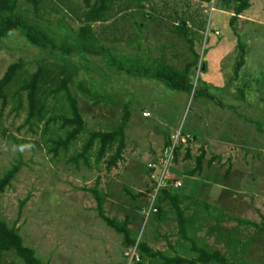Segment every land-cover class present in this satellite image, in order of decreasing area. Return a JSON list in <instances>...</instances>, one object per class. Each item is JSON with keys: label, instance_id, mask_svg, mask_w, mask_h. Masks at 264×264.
<instances>
[{"label": "rangeland", "instance_id": "374dc122", "mask_svg": "<svg viewBox=\"0 0 264 264\" xmlns=\"http://www.w3.org/2000/svg\"><path fill=\"white\" fill-rule=\"evenodd\" d=\"M18 2L32 20L52 30L56 40L66 31L77 32L80 26L81 0H39L36 8L26 0ZM143 5L146 12L151 14L153 8V15L163 16L166 27L175 21V12L196 23L205 19V28L195 36L199 61L191 72L192 91L172 90L156 79L130 77L108 66L103 57L82 58L73 53L69 59L79 69L70 89L78 99L87 130L115 127L123 107L129 108L122 160L109 170L104 161L88 167L74 165L68 161L70 150L53 161L44 146L52 137L51 130L44 132L42 125L41 132L23 126V114L0 110V171L21 162L15 179L0 195L2 217L46 264H137V249L132 258L126 256L131 246L125 247L122 235L97 217L89 189L98 178V189L107 196L106 215L121 221L133 203L131 195L146 194L139 200L148 203L149 188L163 182L164 177L160 180L144 164L156 159L155 164L166 166L170 160L164 174L175 179L177 186L182 184L181 195L223 212L220 223L203 217L197 239L232 253L228 234L238 242V261L264 264V0H250L249 9L234 22L232 11L217 0H149ZM131 20L126 15L92 26L101 43L118 56L129 58L137 53L146 60V55L162 54L176 67L183 65L187 44L173 41L170 32L164 33L166 28L150 26L147 20L136 51L135 42L130 41L135 32ZM209 25L218 34L208 32ZM52 56L49 50L31 46L13 33L0 40V78L11 63L22 61L31 73L40 62L53 60ZM124 57L118 59L128 64ZM78 80L100 95L107 94L112 105L92 106L77 89ZM166 138L171 144L168 148ZM174 148L173 160L174 152L172 157L169 154ZM200 154L202 173L191 176L188 172ZM174 215L169 205L163 206L162 216H150L145 225L139 215L131 225L135 241H145L154 250L182 254L177 248L183 242L178 240ZM215 224L222 234L207 232Z\"/></svg>", "mask_w": 264, "mask_h": 264}, {"label": "trees", "instance_id": "16d2710c", "mask_svg": "<svg viewBox=\"0 0 264 264\" xmlns=\"http://www.w3.org/2000/svg\"><path fill=\"white\" fill-rule=\"evenodd\" d=\"M26 1L33 3L34 8L39 3V0ZM81 1L83 10L79 13L80 26L77 32L66 31L56 40L52 30L41 25L40 22L32 20L31 16L26 14V10L20 8L18 0H0V40L17 33L29 45L52 52V58H54L40 62L35 71L31 73L24 69L22 61L9 64L0 78V110L8 109L17 115L23 114V126L34 128L39 132H41L40 125L44 132L51 130L52 137L44 142V146L51 154L53 161H56L61 155L69 154L71 150L68 161L74 165L82 163L88 167L91 163L97 165L104 161L106 169L109 170L122 160V152L125 148V126L130 117L129 108L123 107L122 115L115 127L104 131L87 130L78 99L70 89L79 69L69 59L70 55L76 53L82 58L87 55L100 56L106 59L108 66L114 67L117 72H123L127 76L156 79L172 90L191 92V72L199 61L198 54L194 49L195 36L205 28V19L196 23L191 17L178 16L175 12V21L172 22L171 27H166L162 23L166 19H163V16L159 19L153 15V8L150 10L151 14L146 12L143 3L149 0ZM197 1L210 3L213 0ZM217 1L223 8L232 11V22L250 7V0ZM126 15L131 17V25L135 28L130 41L135 42L136 51L140 45L139 37L142 36L146 27L144 21L147 20L150 26L166 28L164 33L170 32L173 41L182 40L187 44L188 53L183 65L176 67L175 64L167 62L162 54L157 57L146 55V60L141 59L137 53L132 54L133 57L129 58L123 55L118 56L113 53V48L103 45L92 25L114 21L117 17ZM210 25L207 29L208 32L211 30L214 34H218L215 28H210ZM111 26L113 29L115 28L114 24ZM190 55L192 58L188 59ZM119 57L127 58L126 61L129 63H122L118 59ZM77 89L85 98L92 101L91 105L94 107L103 106L106 108L111 103L107 94L100 95L95 88L88 86L83 80L77 81ZM196 91H193L194 95L197 93ZM51 123L59 125L56 128H50ZM170 146V141L166 138L165 147ZM174 149L172 151V153L174 152L173 160L177 151V148ZM202 160L203 156L200 154L196 158L195 166L188 172L191 176L202 173ZM149 161L144 165L153 163V168L149 169L154 172L153 175L164 177L162 185L156 187L153 184L148 190V193L151 194L155 189L156 212L151 216L158 218L162 216L164 205L171 207L175 214L178 240L183 242L177 247L182 254L176 250L173 254L154 250L145 241H135L136 232H133L131 225L139 220L140 216L144 218L141 211L146 209L148 203L141 202L139 197L146 194L131 195L133 203L125 212L124 219L120 221L106 215L104 205L107 196L98 189V178L95 180L94 186L89 189L95 200L94 209L97 217L116 233L122 235L125 247L136 245L141 258L137 264L140 261H146L147 264H249L244 259L237 260L235 244L237 246L238 242L233 236L226 234L228 244L232 247L229 246L232 253L229 251L224 253L217 248H210L207 241L197 239V233L204 220L203 217L215 219L217 223H220L222 210L204 204L200 206L201 202L198 200L181 195L178 189L182 184L179 183L177 186L175 179H171L168 174L166 177L162 167L155 164L156 159ZM20 169L21 162L18 161L3 173L0 171V195L10 186ZM185 200H187V204L183 205ZM209 208H211L210 211ZM202 211L205 214H202ZM236 219L240 223H249V221ZM146 222L147 219H144L143 225ZM219 229V225L215 224L213 227H209L207 232L212 233L210 231L215 230L216 233L222 234ZM241 246L246 250V244ZM243 255L244 251L240 257L242 258ZM17 260L22 264H46L36 256L32 248L23 244L18 229L14 225L9 226L0 211V264H18Z\"/></svg>", "mask_w": 264, "mask_h": 264}, {"label": "built area", "instance_id": "2783aa9c", "mask_svg": "<svg viewBox=\"0 0 264 264\" xmlns=\"http://www.w3.org/2000/svg\"><path fill=\"white\" fill-rule=\"evenodd\" d=\"M212 11H213V9H212ZM144 115H147V114H144ZM169 157H172V151L170 152ZM169 159H171V158H169ZM163 160H165V159H163ZM166 161L168 162V164L166 166L160 165V167H162L163 172L167 170V166L169 165V162H170V160H166ZM153 166H154L153 164H148V167H150V168H153ZM161 179H163V177H160V180ZM162 184H163V182H162ZM154 200H155V191L153 190V192L150 195L149 202H148V205L146 206V209L141 211V214L144 216V219H147L151 214L156 212ZM135 253H136V245L132 246L128 250V252L125 253V255L126 256L131 255V258H132L133 256H135Z\"/></svg>", "mask_w": 264, "mask_h": 264}, {"label": "bare ground", "instance_id": "6f19581e", "mask_svg": "<svg viewBox=\"0 0 264 264\" xmlns=\"http://www.w3.org/2000/svg\"><path fill=\"white\" fill-rule=\"evenodd\" d=\"M144 114H147V113H144ZM144 114H143V115H144ZM147 115H148V114H147ZM147 115H146V116H147ZM144 116H145V115H144Z\"/></svg>", "mask_w": 264, "mask_h": 264}, {"label": "clouds", "instance_id": "9594fccd", "mask_svg": "<svg viewBox=\"0 0 264 264\" xmlns=\"http://www.w3.org/2000/svg\"><path fill=\"white\" fill-rule=\"evenodd\" d=\"M208 23H209V21H208ZM151 215H152V214H151ZM151 215H150V216H151ZM150 216H149V217H150ZM149 217H148V218H149ZM148 218H147V219H148Z\"/></svg>", "mask_w": 264, "mask_h": 264}]
</instances>
